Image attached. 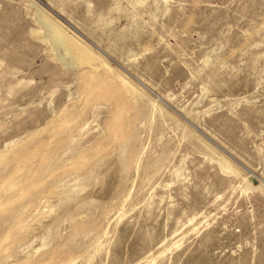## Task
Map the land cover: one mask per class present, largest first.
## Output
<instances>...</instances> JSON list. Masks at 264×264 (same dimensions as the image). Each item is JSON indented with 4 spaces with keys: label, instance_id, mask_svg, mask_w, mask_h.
Wrapping results in <instances>:
<instances>
[{
    "label": "rangeland",
    "instance_id": "rangeland-1",
    "mask_svg": "<svg viewBox=\"0 0 264 264\" xmlns=\"http://www.w3.org/2000/svg\"><path fill=\"white\" fill-rule=\"evenodd\" d=\"M0 264H264V0H0Z\"/></svg>",
    "mask_w": 264,
    "mask_h": 264
},
{
    "label": "bare ground",
    "instance_id": "bare-ground-1",
    "mask_svg": "<svg viewBox=\"0 0 264 264\" xmlns=\"http://www.w3.org/2000/svg\"><path fill=\"white\" fill-rule=\"evenodd\" d=\"M55 25L53 28H55L57 30V35H59V40H61V42H63L67 47H72L73 48V51L76 53V54H83L86 53L87 51H85L83 49V51L77 46V45H74L73 44V41H72V36L71 34L67 31L66 28L62 27L58 22L54 21ZM64 46V47H66ZM71 53V52H70ZM92 53V52H91ZM86 56V55H84ZM95 56V55H94ZM85 60V59H84ZM89 77H91L92 79V82L94 83V80L98 77L97 75H94L92 73H89ZM127 88V87H126ZM125 91V89H124ZM129 93H132V91H129ZM118 124V123H117ZM86 158V157H85Z\"/></svg>",
    "mask_w": 264,
    "mask_h": 264
}]
</instances>
